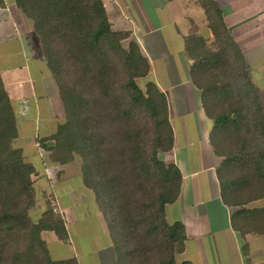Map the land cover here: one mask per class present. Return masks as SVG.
<instances>
[{"label": "trees", "instance_id": "1", "mask_svg": "<svg viewBox=\"0 0 264 264\" xmlns=\"http://www.w3.org/2000/svg\"><path fill=\"white\" fill-rule=\"evenodd\" d=\"M15 3L33 22L64 109L62 123L38 145L60 164L79 157L116 264H192L176 258L186 240L183 224L165 218L182 175L162 159L174 141L168 104L138 43L129 31L114 29L102 0ZM199 5L212 38L205 41L194 28L186 42L194 60L191 78L212 120L209 141L222 158L216 168L221 196L240 207L236 228L264 235V90L251 79L215 2ZM17 137L16 114L0 75V264H78L50 256L43 233L61 240L68 233L54 202L46 198L39 209L37 172L14 146ZM256 201L262 205L250 208Z\"/></svg>", "mask_w": 264, "mask_h": 264}, {"label": "crops", "instance_id": "2", "mask_svg": "<svg viewBox=\"0 0 264 264\" xmlns=\"http://www.w3.org/2000/svg\"><path fill=\"white\" fill-rule=\"evenodd\" d=\"M213 1L241 48L249 71L251 59L264 58V0ZM102 2L114 29L129 31L130 39L138 43L150 63L151 78L166 96L174 141L162 159L178 166L182 181L177 200L165 206V218L170 223H182L186 234L177 260L192 264H264V235L236 228L233 218L240 207L222 199L216 174L222 158L210 144L212 120L206 113L202 90L191 78L194 60L187 50L188 34L196 28L200 38H212L199 0ZM0 75L16 114L18 137L13 144L34 165L36 182L42 180V189L38 186L41 192L50 189L51 201L68 233L66 240L52 232V238L46 240L43 233L50 256L54 260L75 258L78 264H116L113 240L92 190L84 185L79 170L67 174L74 161H52L38 145L39 138L50 136L62 123L64 109L33 22L15 0H2L0 4ZM44 159L55 174L41 171ZM261 205L256 201L249 206Z\"/></svg>", "mask_w": 264, "mask_h": 264}, {"label": "rangeland", "instance_id": "3", "mask_svg": "<svg viewBox=\"0 0 264 264\" xmlns=\"http://www.w3.org/2000/svg\"><path fill=\"white\" fill-rule=\"evenodd\" d=\"M255 38H260V37H255ZM263 62H264L263 55L262 56H255L253 59H251L249 61V74H250L251 78L255 81V83L264 89V63ZM43 158H44V155H43ZM75 159L76 160H74V163H71V166L69 167V173H67V174H77L78 170L80 171V161H79L80 159L78 156H75ZM48 160H49V158H48ZM48 160L45 161V159H44L40 163V168L42 169L41 171L42 172L44 171L45 172L44 174H55L54 173L55 170L51 169V167H50L51 165L49 163L50 160L49 161ZM43 168H44V170H43ZM37 183L39 184L40 189H42V187H41L42 186L41 185L42 180H38ZM45 193H46V196H44L43 193L41 192V197H40L41 199L40 200H42V201H41V203H39V209H41L43 207V203H44L46 198L51 200L50 189H49V191L47 190V192L45 190ZM51 234H52L51 232L50 233L46 232L45 233V239L50 240L52 238Z\"/></svg>", "mask_w": 264, "mask_h": 264}]
</instances>
